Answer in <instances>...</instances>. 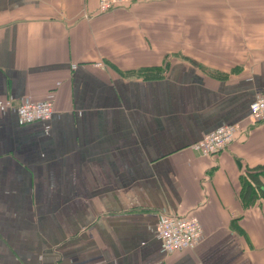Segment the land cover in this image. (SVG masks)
Listing matches in <instances>:
<instances>
[{
    "label": "crops",
    "instance_id": "1",
    "mask_svg": "<svg viewBox=\"0 0 264 264\" xmlns=\"http://www.w3.org/2000/svg\"><path fill=\"white\" fill-rule=\"evenodd\" d=\"M97 5L0 0V99L54 104L46 123L0 112V264H264V198L241 199L264 167L246 122L264 0ZM237 123L217 155L191 149ZM162 215L195 217L200 242L163 254Z\"/></svg>",
    "mask_w": 264,
    "mask_h": 264
},
{
    "label": "built area",
    "instance_id": "2",
    "mask_svg": "<svg viewBox=\"0 0 264 264\" xmlns=\"http://www.w3.org/2000/svg\"><path fill=\"white\" fill-rule=\"evenodd\" d=\"M128 0H98L96 13L105 14L117 7L124 6ZM101 67V65H97ZM0 112H12L20 125L35 122H48L54 113L53 95L42 102H33L29 98L19 104L8 99H0ZM249 126L264 122V96H257L249 106L246 119ZM242 130V123L221 125L215 131L203 136L192 150L202 157H212L234 142ZM203 231L195 217L162 215L156 228V237L163 254H173L193 249L201 240Z\"/></svg>",
    "mask_w": 264,
    "mask_h": 264
},
{
    "label": "trees",
    "instance_id": "3",
    "mask_svg": "<svg viewBox=\"0 0 264 264\" xmlns=\"http://www.w3.org/2000/svg\"><path fill=\"white\" fill-rule=\"evenodd\" d=\"M262 179H264V167L247 170L245 175L241 177V199L243 203L246 205L252 204L257 197V192L264 198V183Z\"/></svg>",
    "mask_w": 264,
    "mask_h": 264
}]
</instances>
